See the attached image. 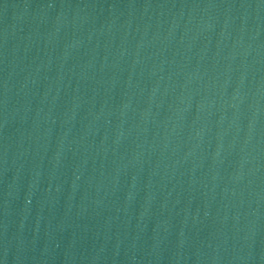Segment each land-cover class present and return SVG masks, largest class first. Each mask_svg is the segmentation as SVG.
Wrapping results in <instances>:
<instances>
[{
    "label": "water",
    "instance_id": "1",
    "mask_svg": "<svg viewBox=\"0 0 264 264\" xmlns=\"http://www.w3.org/2000/svg\"><path fill=\"white\" fill-rule=\"evenodd\" d=\"M0 264H264V0H0Z\"/></svg>",
    "mask_w": 264,
    "mask_h": 264
}]
</instances>
